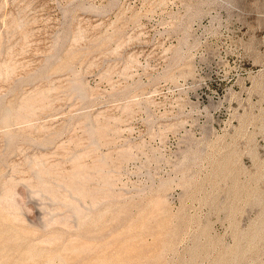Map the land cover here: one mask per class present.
Listing matches in <instances>:
<instances>
[{
    "label": "rangeland",
    "instance_id": "1",
    "mask_svg": "<svg viewBox=\"0 0 264 264\" xmlns=\"http://www.w3.org/2000/svg\"><path fill=\"white\" fill-rule=\"evenodd\" d=\"M0 264H264V0H0Z\"/></svg>",
    "mask_w": 264,
    "mask_h": 264
},
{
    "label": "bare ground",
    "instance_id": "2",
    "mask_svg": "<svg viewBox=\"0 0 264 264\" xmlns=\"http://www.w3.org/2000/svg\"><path fill=\"white\" fill-rule=\"evenodd\" d=\"M2 74V73H1ZM96 162V161H95ZM105 172V171H104ZM99 185H100V183H99ZM7 189V188H6ZM58 189H61V188H58Z\"/></svg>",
    "mask_w": 264,
    "mask_h": 264
}]
</instances>
